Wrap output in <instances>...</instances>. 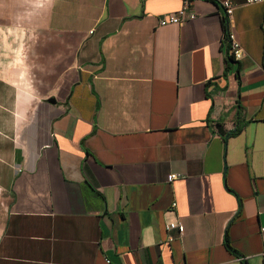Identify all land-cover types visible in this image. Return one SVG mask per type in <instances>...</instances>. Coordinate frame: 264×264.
<instances>
[{
    "label": "crops",
    "instance_id": "0c3cea01",
    "mask_svg": "<svg viewBox=\"0 0 264 264\" xmlns=\"http://www.w3.org/2000/svg\"><path fill=\"white\" fill-rule=\"evenodd\" d=\"M222 1L0 0V264H264V3L235 61Z\"/></svg>",
    "mask_w": 264,
    "mask_h": 264
},
{
    "label": "built area",
    "instance_id": "2783aa9c",
    "mask_svg": "<svg viewBox=\"0 0 264 264\" xmlns=\"http://www.w3.org/2000/svg\"><path fill=\"white\" fill-rule=\"evenodd\" d=\"M263 3H264V0H245L243 5L250 6V5H255V4H263ZM185 6H187V2L184 3L183 8L178 10L176 13L159 18L158 26L178 24L180 21L184 19V7ZM221 6L224 10L225 19L227 23L226 39L229 44V57H231L235 61H239L244 56L243 49H242V46L239 40L235 36L234 32L228 27V23L230 26V23L233 20V14H234V10L236 9V6L230 0H223L221 2ZM182 177L183 176L181 174L171 173L166 177V182L171 183L175 180L181 179ZM172 206H175V203H173ZM165 229L166 230L176 229L179 233H182L184 228L182 224L172 222V223L167 224L165 226ZM261 231L264 232V228ZM106 263H108V261H106Z\"/></svg>",
    "mask_w": 264,
    "mask_h": 264
},
{
    "label": "rangeland",
    "instance_id": "374dc122",
    "mask_svg": "<svg viewBox=\"0 0 264 264\" xmlns=\"http://www.w3.org/2000/svg\"><path fill=\"white\" fill-rule=\"evenodd\" d=\"M7 198H8L7 193L0 192V216L2 215V213L5 209Z\"/></svg>",
    "mask_w": 264,
    "mask_h": 264
},
{
    "label": "trees",
    "instance_id": "16d2710c",
    "mask_svg": "<svg viewBox=\"0 0 264 264\" xmlns=\"http://www.w3.org/2000/svg\"><path fill=\"white\" fill-rule=\"evenodd\" d=\"M224 31L227 32V27H224ZM231 58V57H230ZM232 59V58H231Z\"/></svg>",
    "mask_w": 264,
    "mask_h": 264
},
{
    "label": "water",
    "instance_id": "95a60500",
    "mask_svg": "<svg viewBox=\"0 0 264 264\" xmlns=\"http://www.w3.org/2000/svg\"><path fill=\"white\" fill-rule=\"evenodd\" d=\"M49 101H51V102H52L53 100H49Z\"/></svg>",
    "mask_w": 264,
    "mask_h": 264
}]
</instances>
